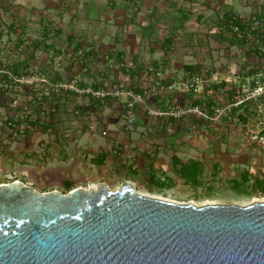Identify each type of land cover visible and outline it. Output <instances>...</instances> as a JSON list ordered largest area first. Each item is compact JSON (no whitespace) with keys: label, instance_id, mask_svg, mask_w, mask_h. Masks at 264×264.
<instances>
[{"label":"crops","instance_id":"crops-1","mask_svg":"<svg viewBox=\"0 0 264 264\" xmlns=\"http://www.w3.org/2000/svg\"><path fill=\"white\" fill-rule=\"evenodd\" d=\"M241 1L51 0L47 6L53 7L54 11L50 12L60 15L67 9L66 11L70 12V16H73L70 23L63 25L60 23V27H57L62 29V31H58L57 27L54 28L55 26L52 25L51 18L47 20L51 22L39 23L43 36L30 39L25 36L28 22H31L26 21V14L31 13L30 15L33 18V12L41 14L47 8L37 11V9H33L36 1L22 0L24 11H21L20 8H18V11L15 9V19L9 21L2 28V36L4 35L6 38L3 40L4 43L0 45L2 46L0 48V57H2L0 68L11 70L16 74H22L32 69L31 67H36V70L45 73L51 81H66L64 77H67L69 81L76 80V84L83 88L104 87L107 83V80H105L107 77L117 76L122 81H116L115 86L131 88L137 87V81L140 76L142 78L145 75L144 73H147L146 76L151 78L150 84L153 82L152 76L156 72L161 73L162 79L167 78L169 80L168 83L178 80L176 69L178 71L181 70V79L189 78V74L193 70L188 68L187 65L196 64L200 70L198 74L203 77L208 75V78L206 77L203 87L185 91V98L183 95H181V98L187 99L189 103L193 98L195 99L194 102L200 107L206 111H212L213 107L222 104L220 103L221 97L217 93L218 89H220L219 92L222 93L220 95H223V99L227 103L231 101L233 92L240 90L246 84V76L254 71L246 72L245 69L248 66L259 63L258 61L256 62V54L247 48L253 61L246 63L244 60L238 64L236 75L239 77L238 79L234 77L235 82H228L222 79L212 81L209 79V73L220 70V68H222L220 74L225 75V79H229L232 76L230 72L232 65L228 64L229 59L226 62L220 61V66L218 65L217 68H214L213 65H216V61L210 58L209 48H205L202 51L201 60L193 57L194 60L192 61L189 58L190 55L187 54V48L189 47L190 50L196 49L194 41L197 44L202 43L209 46V36L218 39V42L225 44V46H240L237 43H230L232 30L220 27L217 24L216 17L221 16L223 11L228 8L241 14L247 13V9L242 6ZM100 5L102 6L101 8L106 9L105 13H109V17H106L103 21L100 20L101 9L98 11V6ZM241 8H244L245 12H241ZM16 11L19 12V15L16 14ZM110 16L112 19H110ZM18 19L20 22H17ZM92 22L97 23L100 31H91ZM70 26L73 31L81 30V34L78 36L71 29H68ZM51 28L53 31L56 30V32H52L53 36L47 38V35H51ZM171 28H177L174 34L170 33ZM64 29L67 31L66 41L62 40L61 43H58L54 38V34L58 35ZM125 29L128 30L127 33L124 32ZM115 30L118 37L113 34ZM22 43L24 44L23 48L17 50L16 47ZM175 47H179L181 51L179 56L177 54L172 56L176 50ZM190 53L194 55L193 50ZM166 54H169L168 57H165ZM129 59L130 62L128 61ZM110 61L111 63H109ZM207 63L213 65H206ZM148 67L151 68L148 69ZM111 70H113L112 73ZM174 90L172 89V91ZM27 92L26 88L16 92V94L22 96L13 99L9 104H13V106L17 104L20 107L19 104ZM164 92L167 94L163 93L160 95L162 93L160 92L154 97V101H158V109H168L169 102H173L170 90L168 89ZM60 96L65 98L66 103L64 105H71L73 108L70 109L71 115L75 107L80 108L77 110L81 111L78 113L81 115L77 117H81V119L75 125H72L70 116L68 117L67 115L64 120H60L62 116L52 114V118L48 117L49 119L47 118L46 122L44 120L46 114L44 112L41 114L37 110V116L33 117L34 120L30 122L31 124H38L39 130L36 129L33 136L25 137V140L22 141H26V144L31 141L34 143L33 145H37L39 151L34 146L32 150L39 152L37 155L40 159H57L59 161L57 165H65L70 173L78 172L84 177H93L98 174L109 176L112 169L121 173V171L126 170L125 166L143 169L144 164L142 162L144 160L141 163L139 162L140 158H138L137 154L139 155L140 153L134 150L135 147L130 143L132 139L134 143H138V140L135 139L136 133L129 130L131 126L126 127L125 119L120 123L121 116L118 113L125 110L124 95L109 96L107 99H101L92 96L86 91L78 93L67 89ZM143 105H141V109L146 108L149 110L151 108L149 104ZM245 105L249 106L251 103L248 102ZM114 107L117 108L118 113L113 112ZM251 107L249 106L247 109L251 111ZM106 108L113 112L112 115L106 113ZM11 112L14 113L15 108ZM238 112H241V110ZM208 113L213 114L214 112ZM233 113L235 112L233 111ZM93 114L99 115L102 119L93 120ZM249 115L247 114V120ZM235 116L239 120L238 115L236 114ZM210 120L213 121L212 119ZM93 124L96 126L95 131L90 127ZM61 125H68L67 127L71 129V133H65V129L62 130ZM42 128L49 131V136L43 135V133L38 135ZM85 131L90 133V137L81 143V137ZM97 134H99L98 140L96 138ZM126 142L128 146L124 148L123 145ZM234 148L228 147V150H234ZM142 151L143 155L149 157L148 151ZM154 152L157 154L159 152L156 146L154 147ZM155 155L148 158V171H158L159 166L154 163V158L157 156ZM170 167L167 166L164 170ZM125 175L129 176L128 173H125ZM67 180L73 181V187L84 186L82 183L76 184L75 180Z\"/></svg>","mask_w":264,"mask_h":264},{"label":"rangeland","instance_id":"rangeland-1","mask_svg":"<svg viewBox=\"0 0 264 264\" xmlns=\"http://www.w3.org/2000/svg\"><path fill=\"white\" fill-rule=\"evenodd\" d=\"M21 1L22 0H0V45L4 43L3 40L6 38V36H2V28L6 26L9 21L15 19V9L18 11V8H20L21 11H24V5ZM33 1H36V5L33 6V9H37V11L39 9H47L41 14L33 12L32 15L36 18H32L30 15L31 13L26 14V21H31L30 23L28 22V27L25 32L27 38L32 39L43 36L40 24L52 21V25L56 28L57 26L60 27V23L61 25L69 24L73 17L72 15L70 16V12L66 11L67 9L60 15L52 14L50 11H54V8L47 6L51 0ZM101 7V5L98 6V11L101 9L102 14L100 13V20L103 21L106 17H109V13H105L104 11H106V9ZM17 11L16 14L19 15ZM243 11L244 8L241 12ZM49 19H51V21H47ZM110 19H112L111 16ZM23 21L25 20L23 19ZM17 22H20L19 19ZM91 24H93L90 27L91 31H100L97 23L92 22ZM103 25L105 26V24ZM58 27L56 29L62 31V29ZM68 29L73 31L71 26ZM170 30V33L174 34L177 28H171ZM54 31L56 32V30ZM54 31L51 28V35H47L46 37L51 38ZM127 31L128 30L125 29L124 32L127 33ZM66 32L67 31L64 29L60 34H54L55 40L58 43H61L62 40L66 41ZM73 32L79 36L82 31L74 30ZM113 34L116 36L118 35L116 30ZM194 40H196V38H194ZM215 40H217L216 43ZM208 41L209 46L202 43L197 44L194 41L196 49L190 50L188 47L187 54L190 55L189 58L191 61L196 58L201 60L203 55L202 51L205 48H209L211 54L210 58L216 61V65L211 63L208 64L209 62L206 65H213L214 68H217L218 65L220 66V61L226 62L229 59L228 64L232 65V70L230 72L233 77L230 76L228 82H233L234 77L238 79L239 76L236 74L240 62L244 60L246 63H248V61H253V58L250 57V53L245 46H225V44L218 42V39H214L212 36L208 37ZM1 47L2 46H0V48ZM192 50L194 51V55L190 53ZM180 52L179 47H177L172 56L174 54L179 56ZM169 54H166L165 57H168ZM155 55L158 56L157 54ZM255 59H257V57H255ZM128 61L130 62V59ZM257 61H259V59H257L256 62ZM109 63H111V61ZM150 68L148 67V69ZM112 69H114V67H112ZM220 70L222 71V68H220ZM220 70L218 69L215 71L216 73L214 71L209 73V79L212 81L220 79L225 80L226 76L221 75ZM112 72L113 70H111V73ZM144 74L142 78L140 76V79H138L137 87L150 85L149 81L151 78L146 76L147 73ZM176 74L178 77L177 81L183 80L180 78L182 76L181 70L178 71L176 69ZM45 76L47 77L46 74ZM157 76L156 74L153 75L152 80H155ZM159 76H161V73H159ZM206 77L208 78V75H204L203 78ZM64 80L69 81L67 77H64ZM105 80H107L105 85L109 87L115 86L116 81H122L118 79L117 76L107 77ZM203 84L204 82L201 87H203ZM185 91L188 90H182L180 88H175L174 91L170 90L173 102H169L170 105L168 109L177 111L189 105L188 100L184 99ZM217 91L219 97H221L220 103L222 104H220V106L224 111L220 110L219 115L212 118L213 121L210 119L206 120V118L202 117L196 111L184 112L176 115L159 114L155 112L159 106L158 101H154L155 98L153 97L149 98L147 101V104H149L152 109L151 111L146 108L141 109V105L144 106L143 104L136 106L134 110V120L129 130L136 133L135 139L138 140V143H134L133 139L130 143L135 147L134 150L140 153L139 155L137 154V156L140 158V163L144 160V162H142L144 167L141 170L140 168L134 169L124 165L126 170L120 173V171L117 172V170L112 169L110 171L112 175L109 172V176L98 174L93 177H84L78 172L70 173L68 167L65 165H57V162H59L57 159H40L37 155L39 152L32 150L34 146V148L39 151V147L33 145L34 143L31 141L27 144L25 143L26 141H22L25 140V137L33 136V133L35 134V130L38 128H26L22 135L15 137L6 129L0 128V182L21 179L25 183L33 185L34 188L39 191L56 189L64 193L66 192L64 181L67 179L75 180L76 184L82 183L85 188L91 187L94 189L100 183H104L110 189H115L118 188L122 181L129 180L134 184L138 193L178 202H191L196 205L215 202L243 205L251 203L252 201H264V183L260 184L257 182L259 179L264 180V142L259 139L260 130L262 128L264 129V105H262L260 109L254 108V106L251 105L252 107L250 106V109L252 112L248 113L250 114L248 120L246 119L247 121L242 122L240 119H237L232 108L226 107L228 102L225 103L223 95H220L222 94L219 92L220 89ZM161 92V94L159 93L160 95L163 93L167 94L164 91ZM181 95H183L184 98H181ZM18 96L22 95L5 91L0 93V116L12 115L16 118V124L22 122L18 118L21 107L17 104L13 106V104H9V102L11 103L13 99H16ZM59 98L60 100H58ZM59 98L49 99V103L51 104L49 107L48 105L46 106L48 110H46V107L44 109V113L46 114L44 120L47 122V118H52V114L55 116H62L60 120H64V117L68 115V117H71L72 125H75L77 121L81 119V117H77L81 115L78 114L81 111H78L76 114L73 111L71 115V105H64L66 103L64 96H60ZM116 107L113 108V112L118 113V107ZM13 108H15L14 113L11 112ZM75 109H78V107H75L74 110ZM243 110L245 111L246 109ZM113 112L106 108V113L108 115H112ZM118 115L121 116L120 123L123 122L124 119L126 120L125 110L120 111ZM92 119L101 120L102 118L97 114H93ZM67 126L61 125V129H65V133L67 132L70 134L71 129ZM90 127L92 130H96L94 124ZM45 130L46 129L42 128V131L40 130L38 135L43 133V135L49 136V131ZM255 134H257V137H254ZM98 136L99 134L96 135L97 140ZM89 137L90 133L85 131L81 137V143ZM127 142L129 143V141ZM155 146L157 150H159L158 154L154 152ZM228 147L235 148L234 150H228ZM142 150L148 151L147 154L149 157L143 155ZM171 154L177 155L184 160L196 159L201 162V169L199 175H197L198 179L196 182H193V178H191L190 181L184 180L176 174L173 167H170V165L173 164ZM154 155L156 156L154 158V163L159 166L158 171H148V158L154 157ZM167 166L170 168L166 169V172L164 168ZM245 169L248 170V172L242 173ZM125 173H128L129 176H126ZM150 173H152V176L148 177L147 175ZM193 176L194 175H192V177Z\"/></svg>","mask_w":264,"mask_h":264},{"label":"water","instance_id":"water-1","mask_svg":"<svg viewBox=\"0 0 264 264\" xmlns=\"http://www.w3.org/2000/svg\"><path fill=\"white\" fill-rule=\"evenodd\" d=\"M0 264H264V201L178 202L0 182Z\"/></svg>","mask_w":264,"mask_h":264},{"label":"built area","instance_id":"built-area-1","mask_svg":"<svg viewBox=\"0 0 264 264\" xmlns=\"http://www.w3.org/2000/svg\"><path fill=\"white\" fill-rule=\"evenodd\" d=\"M260 6H253L247 9L249 14L247 18L249 19V28L246 29V35L249 40L254 37L259 41V48L261 49L259 53L256 54L257 59H259V67L256 71L248 74L246 76V84L237 90L235 99H232L226 104V107L232 108L241 103L250 102L254 108L260 109L264 104V47L262 46L260 40L264 39V22L257 16ZM244 14V15H245ZM232 29L237 30L238 26L232 24ZM24 44L18 45L17 50L22 49ZM2 60V57H0ZM31 67V66H30ZM29 68V67H28ZM26 73L16 74L11 70L0 68L1 78H0V93L12 92L16 93L18 91L26 90L28 91L22 102L20 103V114L18 118L22 121L19 124L15 123V119L12 115L0 116V128L6 129L12 136L22 135L26 128L36 129L39 128L38 124H31L30 121L34 120L37 116V110L43 114L44 107L51 104L49 103L50 98L59 97L64 90L71 89L78 93L89 92L94 97H99L101 99H107L109 96L124 95V107L126 111V127L132 125L134 120V110L135 107L141 104H147L149 98H154L161 91L172 90L175 88H180L182 90H194L201 87L202 83L206 80L201 74L192 75L189 78L183 79L181 81H173L171 83H165L159 72L155 74L158 75L155 80L149 85L144 87H131L124 88L120 86H102L97 88H83L76 84V80L71 81H51L45 76L43 72L36 70V67H31ZM5 74V76H4ZM230 80V79H225ZM235 82V81H234ZM20 93V92H19ZM249 105V106H251ZM46 107V110H48ZM221 108V109H220ZM152 110L151 108L149 109ZM224 109L222 107H213V114H209L205 109L197 104L186 105L181 110H171V109H157L155 112L162 114H182L184 112L196 111L204 118L212 119L219 115V111ZM75 113L78 112L77 109L74 110ZM34 117V118H33ZM263 129V128H262ZM257 137V134L254 135ZM259 139L264 142V136H259ZM124 147L128 146V143H124ZM70 190V189H69ZM68 191V190H67Z\"/></svg>","mask_w":264,"mask_h":264},{"label":"trees","instance_id":"trees-1","mask_svg":"<svg viewBox=\"0 0 264 264\" xmlns=\"http://www.w3.org/2000/svg\"><path fill=\"white\" fill-rule=\"evenodd\" d=\"M259 5L260 6V10L257 13V16L262 19V21L264 22V1L260 2V3H255L254 4ZM249 14H241L239 12H236L235 10L228 8L226 10L223 11L221 16H217V24L220 27H225L226 29H230L232 30V34H231V38H230V43H237L240 46H245L246 48L254 51V52H258L261 50L259 48V41L256 40V38L254 37L253 39L249 40L247 35H246V29L249 28V19L247 18ZM232 24H235L238 26L237 30H233L232 29ZM262 41V42H261ZM262 46L264 47V39L262 38V40H260ZM188 68H191L193 71H191V73L189 74V76L191 77L192 75L198 74L200 72L199 68H197L196 64L195 65H187ZM259 67H261V65L258 64H253L252 66H248L245 71L248 72L250 70L256 71ZM188 76V77H189ZM163 81L165 83H168L169 80L163 79ZM223 83H225L224 81H221ZM139 88V87H138ZM237 92H233V96L231 98L235 99ZM195 99L192 98V100L190 101V105H194L196 104ZM198 105V104H197ZM247 105H245L244 103H241L237 106H235L233 109V111L235 112V114L238 115V118L244 122L247 119V114L249 112H251L249 109L247 110ZM243 109H246L245 111ZM239 110H241V112H238ZM207 112H213V110H209ZM52 113V112H51ZM207 119V118H206ZM208 120V119H207ZM260 136H264V129L260 130ZM172 167L173 170L176 172L177 175H179L180 177H182L184 180H189L191 178H193V182H196L198 179L199 175V171L201 169V162L199 160L196 159H189V160H184L179 158L177 155H172ZM248 170H243L242 173H247ZM192 175H194L192 177ZM149 176H152V173L149 174ZM148 176V177H149ZM257 178V177H255ZM258 180V179H256ZM258 183L262 184L264 183V180L259 179L257 181ZM73 187V181L71 180H65L64 181V188L65 191L71 189Z\"/></svg>","mask_w":264,"mask_h":264},{"label":"flooded vegetation","instance_id":"flooded-vegetation-1","mask_svg":"<svg viewBox=\"0 0 264 264\" xmlns=\"http://www.w3.org/2000/svg\"><path fill=\"white\" fill-rule=\"evenodd\" d=\"M264 0H242V6L246 7L248 9L249 7L255 6V3L263 2ZM257 6V5H256Z\"/></svg>","mask_w":264,"mask_h":264}]
</instances>
